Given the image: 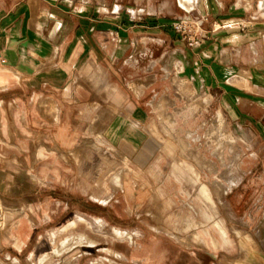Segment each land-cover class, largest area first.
I'll use <instances>...</instances> for the list:
<instances>
[{
    "label": "rangeland",
    "instance_id": "rangeland-1",
    "mask_svg": "<svg viewBox=\"0 0 264 264\" xmlns=\"http://www.w3.org/2000/svg\"><path fill=\"white\" fill-rule=\"evenodd\" d=\"M148 1L125 0L124 4L142 8ZM153 1L155 6L166 1L174 19L205 15L197 2L196 9L187 12L179 7L178 0ZM249 1L253 10L261 0ZM261 12L264 14L263 9ZM236 23L225 21V25ZM0 66L5 64L0 62ZM156 72L160 80L152 86L108 85V90L113 92L115 87L122 94L115 116L123 105L132 106L122 101L125 95L128 100L130 93L143 95L134 105L152 99L149 104L155 111L154 122L159 128L162 125L161 132L155 128L152 137L161 143V150L159 158L148 166L158 172L138 168L134 151L122 150L130 154L126 157L105 139L99 150L82 141L94 123L102 121L106 130L114 118L108 113L110 101L103 96L101 103L93 101L98 98V88L84 81L85 85L78 88L81 93L92 94V101L69 103L76 110L69 119V130L78 132L77 145L81 146L68 171L76 177H90L99 192L92 198L72 179L60 176L51 180L53 149L45 148L44 143H40L45 147L38 150L40 160L35 167L11 159L15 180L11 195L0 197L9 207L0 203V259L4 264H39L46 253L51 256L45 264H264V100L259 101L263 106L240 103L238 114L236 104L225 98L221 89L213 90L212 98L209 91L198 93L187 81L192 90L187 97L178 90L180 79H174L178 69ZM19 82L0 93V125L3 121L5 126L11 123L12 127L26 128L31 136L27 135L28 140L35 145L36 139H44L67 119L56 120L42 109L35 112L30 94L23 92ZM163 94L172 100L168 108L165 104V111L184 107L190 97L202 96L209 101L204 100L194 115L184 109L176 117L172 112L170 117L164 113L159 117L157 99ZM100 104L102 111L98 112ZM21 113L27 116L26 124L19 120ZM35 114L48 123L35 124ZM55 143L67 152L59 140ZM175 165L182 180L174 174ZM118 170L123 172L121 186L110 179ZM168 177L174 180L170 181L172 189L164 182ZM108 194L112 196L105 201ZM0 195H5L2 189ZM196 197L205 207L204 215ZM114 229L126 235H115ZM54 230H62L54 235L56 242L50 237ZM77 234H85L94 243L78 245L82 242L78 236L75 245L68 247L67 239ZM56 249L61 254L58 250L55 254Z\"/></svg>",
    "mask_w": 264,
    "mask_h": 264
},
{
    "label": "crops",
    "instance_id": "crops-1",
    "mask_svg": "<svg viewBox=\"0 0 264 264\" xmlns=\"http://www.w3.org/2000/svg\"><path fill=\"white\" fill-rule=\"evenodd\" d=\"M124 1L0 0V62L5 64L0 66V93L20 81L18 86L30 94L35 112L42 109L43 113L56 120L67 119L44 139H36L35 145L28 140L30 131L26 128L20 129L15 124L12 127L11 123L5 126L2 121L0 189L6 196L0 195L1 198L10 197L12 182L15 181L11 174V159L23 160V165L35 167L40 160L38 150H44L43 143L45 148L53 149L51 180L60 176L69 178V181L72 179L92 198L95 192H99L92 186L90 177H76L68 171L75 164L73 156L76 149L81 146L77 145L78 132L69 130V119L76 112L74 105L69 103L92 101V94L81 93L78 88L85 82L98 88V98L93 101L101 103L103 98L110 101L108 113L114 118L106 130H103L102 121L94 123L82 141L87 140L92 147L97 144L93 148L99 150L105 139L126 157L130 154H125V151H134L138 168L146 169L148 173L152 170L158 172L148 165L159 158L158 151L161 150V143L152 137L155 128L160 133L162 127H157L154 122L155 111L149 104L152 99H147L142 105H134L143 95L130 93L129 100L125 95L126 99L122 101L130 102L132 106L123 105L124 109L115 116L122 94L115 87L110 92L108 85L152 86L160 80L156 71L178 69L179 74L174 79H180L178 90L184 96L192 94L191 88L186 86L189 81L196 92L207 90L212 98V91L221 89L223 96L236 104L238 108L234 109L238 114H241L240 103L263 106L259 101L264 100V67L261 65L264 64V14L261 12L264 0L259 1L253 10L249 0H194L190 8L183 0H178L179 7L187 12L194 11L197 2L199 11L210 16L209 25L216 26L200 45L195 46L183 40L181 34L173 29L175 19L169 14L166 1L155 6L154 1L149 0L142 8L125 5ZM225 21L239 23L224 25ZM256 87L259 89H254ZM204 100L208 102L209 98L190 97V102L184 107L175 106L173 111H165V104L168 108L172 100L163 94L157 99L159 117L162 116L160 113L170 117L168 114L171 112L176 117L184 109H189L194 115ZM2 106L3 102L0 111ZM101 111L102 104L98 112ZM19 120L26 124V114L21 113ZM33 122L38 125L48 123L37 114ZM56 139L67 152L55 143ZM64 166L67 167L66 173ZM174 169L176 178L182 180L179 167L175 165ZM122 174L121 170L115 171L110 179L121 186ZM170 181L174 180H164L172 189ZM111 196L106 195L105 201ZM60 231L54 230L50 234L54 242V235ZM114 233L126 235L119 229H114ZM76 236L82 239L78 245L94 243L85 234H77L67 239L68 247L75 245ZM20 240L19 249L23 245ZM44 255L39 264H45L51 256L48 253ZM0 264H4L2 259Z\"/></svg>",
    "mask_w": 264,
    "mask_h": 264
},
{
    "label": "built area",
    "instance_id": "built-area-1",
    "mask_svg": "<svg viewBox=\"0 0 264 264\" xmlns=\"http://www.w3.org/2000/svg\"><path fill=\"white\" fill-rule=\"evenodd\" d=\"M209 22L207 15L194 18L183 16L175 19L172 26L176 32L181 34L183 40L195 46L200 45L210 35V32L215 30L216 26H210Z\"/></svg>",
    "mask_w": 264,
    "mask_h": 264
},
{
    "label": "bare ground",
    "instance_id": "bare-ground-1",
    "mask_svg": "<svg viewBox=\"0 0 264 264\" xmlns=\"http://www.w3.org/2000/svg\"><path fill=\"white\" fill-rule=\"evenodd\" d=\"M184 1V3L190 8V7H192V6H190V5H194V0H183ZM262 7H263V9H264V4H262ZM96 144V143H95ZM97 145V144H96ZM96 145H94L95 147H96ZM93 146V147H94ZM96 150H98L97 148H95ZM1 216L2 215H0V220H2L1 219ZM208 216V215H207ZM192 217H195V216H192ZM193 220H194V218H193ZM120 233V232H119ZM122 233V232H121ZM80 237V236H79ZM78 238V237H77ZM85 238V237H84ZM223 238V237H222ZM54 240V239H53ZM84 240V239H83ZM202 240H203V238H202ZM205 240V239H204ZM214 244V243H213ZM60 246H62V245H60ZM206 246V245H205ZM60 247H58V249H59ZM68 248V247H67ZM66 248V249H67ZM57 249V250H58ZM62 249V248H61ZM249 250V249H248ZM64 251V250H63ZM61 254V252L58 250V254ZM57 254V253H56ZM45 256V255H44ZM47 256L48 255H46V257H44V258H47ZM43 258V257H42ZM249 260H253V261H256V260H254L253 258H249ZM43 262V261H42Z\"/></svg>",
    "mask_w": 264,
    "mask_h": 264
},
{
    "label": "flooded vegetation",
    "instance_id": "flooded-vegetation-1",
    "mask_svg": "<svg viewBox=\"0 0 264 264\" xmlns=\"http://www.w3.org/2000/svg\"><path fill=\"white\" fill-rule=\"evenodd\" d=\"M196 199L199 201V203H200V209H201V212H202V214L206 211V210H204L205 209V207L202 205V203H201V201L196 197ZM194 215V214H193ZM204 215V214H203ZM195 216V215H194ZM206 216V215H205ZM195 218H196V216H195ZM197 219V218H196ZM205 219H206V217H205ZM213 221V220H212ZM213 222H215V221H213Z\"/></svg>",
    "mask_w": 264,
    "mask_h": 264
}]
</instances>
